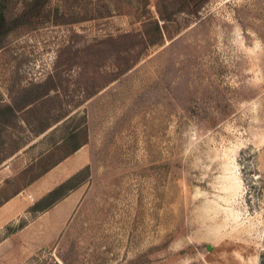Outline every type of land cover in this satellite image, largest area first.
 Segmentation results:
<instances>
[{"label":"rangeland","instance_id":"obj_1","mask_svg":"<svg viewBox=\"0 0 264 264\" xmlns=\"http://www.w3.org/2000/svg\"><path fill=\"white\" fill-rule=\"evenodd\" d=\"M63 260L264 264V0H0V264Z\"/></svg>","mask_w":264,"mask_h":264},{"label":"crops","instance_id":"obj_2","mask_svg":"<svg viewBox=\"0 0 264 264\" xmlns=\"http://www.w3.org/2000/svg\"><path fill=\"white\" fill-rule=\"evenodd\" d=\"M81 193H78L76 189L71 190L68 192L64 197L61 198L60 201L57 203V216L52 220V224L54 228L51 231L53 235H58L61 231L60 226L61 221L65 223L66 219L70 215L75 203H77ZM57 225V226H56ZM50 231L43 230L41 233V229L38 230L39 235L46 236L45 234L49 233ZM41 242V241H40ZM45 242V241H44Z\"/></svg>","mask_w":264,"mask_h":264},{"label":"trees","instance_id":"obj_3","mask_svg":"<svg viewBox=\"0 0 264 264\" xmlns=\"http://www.w3.org/2000/svg\"><path fill=\"white\" fill-rule=\"evenodd\" d=\"M56 188H57V187H55V188H53L51 191H49V194H53V193L56 191ZM63 262H64V264H67V263H65L64 260H63Z\"/></svg>","mask_w":264,"mask_h":264}]
</instances>
